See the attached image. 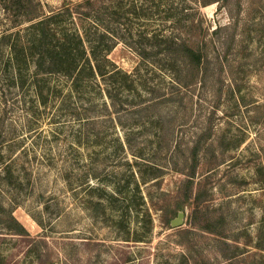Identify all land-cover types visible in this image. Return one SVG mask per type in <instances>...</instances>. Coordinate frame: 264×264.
<instances>
[{
  "label": "rangeland",
  "instance_id": "1",
  "mask_svg": "<svg viewBox=\"0 0 264 264\" xmlns=\"http://www.w3.org/2000/svg\"><path fill=\"white\" fill-rule=\"evenodd\" d=\"M121 1L113 77L43 103L0 67V264H264V0Z\"/></svg>",
  "mask_w": 264,
  "mask_h": 264
},
{
  "label": "trees",
  "instance_id": "2",
  "mask_svg": "<svg viewBox=\"0 0 264 264\" xmlns=\"http://www.w3.org/2000/svg\"><path fill=\"white\" fill-rule=\"evenodd\" d=\"M13 5L24 8L32 16L27 27L15 28L0 37V46L8 47V56L0 62V67L13 92L32 90L34 99L47 103L62 93L63 84L68 83L71 90L83 91L93 80L99 83L122 71L109 53L119 40H124L116 36L119 30L113 27L123 24L128 11L123 1L110 5L107 0L100 3L85 0L75 6L66 2L63 7L42 13H37L40 4L35 0H13ZM155 40L159 46L158 38ZM135 41L134 48L145 58L143 41L139 38ZM160 41L178 42L172 38ZM186 48L199 63L201 53L190 44ZM124 76L133 80L132 72L124 71ZM107 95L112 97L110 92ZM193 206H199L196 199ZM146 251L150 252L151 248L146 247ZM150 260L147 254L143 264H151ZM180 263L208 264L192 262L188 253L183 254Z\"/></svg>",
  "mask_w": 264,
  "mask_h": 264
},
{
  "label": "water",
  "instance_id": "3",
  "mask_svg": "<svg viewBox=\"0 0 264 264\" xmlns=\"http://www.w3.org/2000/svg\"><path fill=\"white\" fill-rule=\"evenodd\" d=\"M183 217H184V212L180 211L178 216L171 220V225L175 227L183 224Z\"/></svg>",
  "mask_w": 264,
  "mask_h": 264
}]
</instances>
